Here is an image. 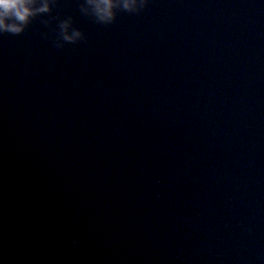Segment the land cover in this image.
Segmentation results:
<instances>
[{"label": "water", "instance_id": "obj_1", "mask_svg": "<svg viewBox=\"0 0 264 264\" xmlns=\"http://www.w3.org/2000/svg\"><path fill=\"white\" fill-rule=\"evenodd\" d=\"M47 3L0 34V264H264V0Z\"/></svg>", "mask_w": 264, "mask_h": 264}, {"label": "clouds", "instance_id": "obj_2", "mask_svg": "<svg viewBox=\"0 0 264 264\" xmlns=\"http://www.w3.org/2000/svg\"><path fill=\"white\" fill-rule=\"evenodd\" d=\"M91 4L92 14L97 18L96 23L112 24L117 17V11L138 14L146 9L149 0H88ZM47 0L40 5V0H0V34L20 35L28 28L32 21L44 13H50ZM68 21H62L59 32L63 39L69 43H76L82 37L80 30H74L72 35L67 34ZM85 39V37H84Z\"/></svg>", "mask_w": 264, "mask_h": 264}]
</instances>
